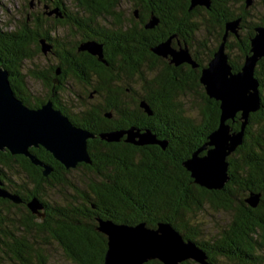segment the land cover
<instances>
[{"label": "trees", "instance_id": "trees-1", "mask_svg": "<svg viewBox=\"0 0 264 264\" xmlns=\"http://www.w3.org/2000/svg\"><path fill=\"white\" fill-rule=\"evenodd\" d=\"M106 1L109 0H73L76 6L93 10L94 13H99L102 9L110 12L114 2ZM153 1L152 5L158 6L163 0ZM239 2L240 5L237 6L232 0H213L209 6L205 5L218 15V42L211 51L212 56L222 39L225 22L240 18L237 31L242 29V35L239 32L240 36H236L229 31L225 41L233 71L240 69L244 55L249 53V37L254 34V26L264 21V15L256 21L249 20V5L245 4V0ZM55 4L65 12L71 7L64 0H56ZM187 6H190V2H187ZM69 16L78 22L81 20L79 14L70 13ZM25 20L15 29H0V66L7 70L14 94L27 106L36 107L45 102V99L35 102L31 94H27L29 86L20 67L23 59H29L35 51L39 52L41 46L39 43L35 45V42L42 30L36 27L39 23L35 18L29 19L33 22L32 26ZM188 25H191L187 27L192 36L195 25ZM41 34L45 35L43 31ZM230 34L236 38L238 59L229 56ZM45 37L48 38L49 34ZM142 63L144 62L141 61L138 67L134 66L133 71L139 74L138 85L143 89L140 98L147 100L153 111L152 116H148L150 114L145 111L140 100L135 107L136 111L131 115L126 109H121L120 112L127 116L121 118L122 122L109 126L104 124L100 128L90 126L87 129L93 135L86 139L90 161L78 162L76 166L82 164L92 172V176L84 182L82 188H77L74 183L64 179L65 173L76 166L66 167V170L63 169L65 172L59 170V174L51 170L44 175L41 165H34L29 158L19 155L24 159L22 168L32 183L34 196L31 198H36L41 204L39 211L44 210L41 211L44 219L42 222L35 221L36 214L28 206L21 210V214L11 212V230L9 234L6 233V239L3 234L0 238V252L6 264H44L46 256L42 253V246L49 241L48 238L54 240L73 263L103 264L107 235L96 229L99 218L126 224L145 221L148 226H156L158 221L168 222L184 239L192 240L205 251L208 264H216L219 256L241 264H264V56L257 60L254 68V76L259 80L260 108L249 114L242 143L226 156L229 177L217 189L193 182L182 163L206 141L208 133L217 126L219 120V101L209 97L200 82L202 67L191 79L169 81L159 75L150 79L153 71L147 69L144 74ZM55 68L56 65L52 63L49 67H30L27 72L35 79L42 80L43 86L49 89L48 97ZM190 92L199 95L202 100L196 117L189 115L178 98ZM104 110L103 108L101 111ZM93 111L95 116L101 117V111ZM241 121L239 111L234 118L227 119L233 129H239ZM74 122L79 124L75 120ZM129 127H134L139 132L149 130L163 145L158 142L134 144L125 140L126 134L121 135L119 140L101 137V133L111 129L113 131ZM31 150L45 164H49L51 169L57 164L65 167L43 146L31 147ZM202 153L204 150L199 154ZM11 161L10 167L13 166ZM61 182L66 183L65 187L71 189V194H66L60 201L49 199L45 194L46 187L59 185ZM250 194L258 195L256 205H251L246 200ZM206 204L231 213L226 225L218 230L219 234L215 238L202 237L200 223L195 219L196 212ZM45 206L48 208L47 213ZM2 220L0 204V221ZM142 264L163 262L152 258ZM181 264H186V259Z\"/></svg>", "mask_w": 264, "mask_h": 264}, {"label": "flooded vegetation", "instance_id": "flooded-vegetation-1", "mask_svg": "<svg viewBox=\"0 0 264 264\" xmlns=\"http://www.w3.org/2000/svg\"><path fill=\"white\" fill-rule=\"evenodd\" d=\"M38 1H42L46 7H55V11L49 8L35 13V19L39 23L36 27L41 28L44 34H49L50 37L46 38L41 34L42 31H39L41 36L36 39L35 45L39 43L42 46L41 39L49 45L45 51L39 46V51L43 54L51 53L56 68L50 83V96L48 97L47 89L43 94L35 91L31 98L33 97L35 102L42 99L50 100L53 107L66 115L74 125L86 130H89L90 126L100 128L104 124L109 126L122 122L121 118L127 116L126 113L120 112L121 109H126L125 111L131 115L136 111L135 107L140 100L148 105L147 100L140 98L143 89L140 84L138 85V72L133 71L134 66L138 67L141 61L144 62L142 63L144 74L147 69L153 71L150 79L157 75L169 81L191 79L201 67L207 65L212 57L211 51L218 42L217 13L204 4L188 7L187 2L189 4L190 0H163L158 6L152 5L153 0H128L127 7L124 0H109L106 2H114L113 9L110 12L102 9L99 13L78 7L73 0H71L73 4L64 0L71 6L66 12L59 9L55 4L56 0ZM70 13L79 14L80 23L69 16ZM153 19H155L153 25L147 26ZM188 24L195 25L192 36L190 32L188 33L190 30L187 26H191ZM231 37L235 38L230 34L228 38ZM165 41L171 49L185 48L195 65L188 61L175 64L171 61L170 53L161 55L151 49ZM89 42H93L91 48H98L100 53L82 48ZM37 80L42 84L41 79ZM28 92L31 94L30 91H27V94ZM70 94L75 96L72 98ZM103 108L105 110L101 111ZM149 109L148 116H152L150 106ZM93 110L101 111V117L95 116ZM29 149L34 153L31 147ZM0 152L3 153L0 154V157H3L0 159L2 186L18 194L21 199L14 202L6 196H0L3 212L0 238L3 234L6 239V233L9 234L13 224L10 220L11 212L21 214L23 209H26L28 200L34 195L32 183L22 168L25 164L24 159L19 155L28 157L22 153H11L7 149ZM35 156L42 161L36 154ZM63 169L65 167L57 164L51 172L59 174L60 171L65 172L66 169ZM47 210L45 206L46 213ZM41 211L38 209L40 214L35 213V221H43Z\"/></svg>", "mask_w": 264, "mask_h": 264}, {"label": "water", "instance_id": "water-1", "mask_svg": "<svg viewBox=\"0 0 264 264\" xmlns=\"http://www.w3.org/2000/svg\"><path fill=\"white\" fill-rule=\"evenodd\" d=\"M252 1L245 0V4L250 5ZM196 4L209 6L210 0H190L189 7ZM154 21L151 20L147 26H152ZM239 21L237 17L225 22L222 39L207 65L201 68L199 77L206 94L219 101L218 124L208 133L206 141L182 162L193 182L206 188H221L228 179L226 156L242 143L249 114L260 108L259 80L254 76V68L257 60L264 56V21L254 26V34L249 37V53L244 55L240 69L233 71L225 51V41L229 31L238 36ZM40 41L45 51L49 45L43 39ZM93 45V42L85 43L82 48L99 52L98 48H91ZM151 49L161 55L170 53L171 61L175 64L188 61L195 65L185 48L171 49L167 41ZM141 105L150 113L147 103L141 101ZM238 111L242 121L239 129H233L227 119L234 118ZM123 134H126V141L134 144L158 142L163 145L149 130L139 132L134 127L101 133V137L118 140ZM87 137L93 135L74 125L66 115L53 107L50 100L38 107L24 104L14 94L7 70L0 66V150L26 155L34 164H40L46 175L51 171V166L40 161L30 151V147L43 146L65 168L74 167L78 162L90 161L86 149ZM202 150L204 153L199 154ZM0 196H6L14 202L21 200L18 194L5 189L1 180ZM246 200L256 205L258 195L250 194ZM27 206L32 212L40 214L38 209L42 207L36 198H31ZM98 222L96 229L107 235L103 264H142L152 258H158L163 264H181L182 260L189 257L201 264H208L205 251L192 240L184 239L168 222L158 221L156 226H148L145 221L126 224L102 218Z\"/></svg>", "mask_w": 264, "mask_h": 264}, {"label": "rangeland", "instance_id": "rangeland-1", "mask_svg": "<svg viewBox=\"0 0 264 264\" xmlns=\"http://www.w3.org/2000/svg\"><path fill=\"white\" fill-rule=\"evenodd\" d=\"M48 1V0H46ZM66 2H71V0H65ZM124 4L126 7L129 5L128 0H124ZM234 5L239 6V0H232ZM52 8L51 11H55V7H46L43 5V2L38 0H0V29L4 30H12L18 27L24 19L27 21L28 24L31 26L33 25L31 19V15L33 18H36L35 13L41 12L45 9ZM203 11V10H202ZM261 15H264V0H253L252 3L248 6V18L251 21H256L259 19ZM239 32L243 33L242 29ZM240 36V34H239ZM234 37L230 38L231 47L228 48L229 56L233 59L239 58V50L236 46ZM33 49L34 47L31 46ZM227 52V48L225 49ZM54 63L53 55L49 52L47 54H43L41 51H35L33 56L29 59H23L21 63L20 70L24 74V79L28 84V89L31 95H35V91H39V93H45L47 88L43 86L37 79L30 76L27 72L30 67H49L50 64ZM128 82L130 80H127ZM72 98L73 94H70ZM181 100L182 105L186 107L185 109L192 117H196V111L199 105H201V98L199 95L195 93H186L182 94L179 97ZM146 137L149 136L145 134ZM150 137V136H149ZM92 176V172L90 170L84 168V166H76L68 170L65 175L64 179L68 180L71 183H74L77 188H82L84 182L88 178ZM66 183L61 182V184H57L54 186L46 187V196L52 200H62L64 199L66 194H71V189L65 187ZM85 188V187H84ZM18 211V210H16ZM231 217V213L229 210H225L222 208H214L212 205L206 204L204 208L196 212L195 219L200 223V231H202V237L205 238H215L219 234L218 230L226 225V222ZM49 241L46 242L45 246H42V253L46 256V261L44 264H76L73 263L70 259L66 257L63 253L60 246L54 241L48 238ZM6 264L4 256L0 252V264ZM186 264H201L198 261L194 260L193 258H186ZM216 264H241L236 261L228 260L226 257L219 256L217 257Z\"/></svg>", "mask_w": 264, "mask_h": 264}, {"label": "bare ground", "instance_id": "bare-ground-1", "mask_svg": "<svg viewBox=\"0 0 264 264\" xmlns=\"http://www.w3.org/2000/svg\"><path fill=\"white\" fill-rule=\"evenodd\" d=\"M227 44V43H226Z\"/></svg>", "mask_w": 264, "mask_h": 264}]
</instances>
